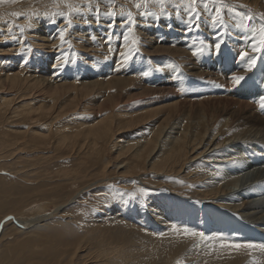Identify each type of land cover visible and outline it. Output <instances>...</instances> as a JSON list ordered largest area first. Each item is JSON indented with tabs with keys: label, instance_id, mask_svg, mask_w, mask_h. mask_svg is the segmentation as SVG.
Wrapping results in <instances>:
<instances>
[{
	"label": "rangeland",
	"instance_id": "rangeland-1",
	"mask_svg": "<svg viewBox=\"0 0 264 264\" xmlns=\"http://www.w3.org/2000/svg\"><path fill=\"white\" fill-rule=\"evenodd\" d=\"M246 1L223 0V3L225 5H231L235 8V12L229 11L228 8L221 9L224 24L227 26L225 28L219 24L214 26L212 23L210 14L215 11V7L212 4H209V9L206 12L203 9V5L200 3V0H197L196 8L200 12L201 17L200 21L198 22L199 27L197 29L196 23H193L192 30L188 31L187 25L189 21L188 11L186 9L188 0H164L163 8H161L158 0H147V2H145V0H29L31 10H33L32 6H34L35 8L42 11L38 12V14H35L33 18H29L30 23L28 22V25L26 24V26H13L14 29L11 27L10 35L12 39L9 35V44H14V47L19 48L18 53L16 52L15 54H13V58H15L17 63L18 61L20 62L18 63L19 67L21 66L20 68H25L27 65L29 66H27V69L29 68L28 70L25 68L26 71L25 69H17L19 68L18 65L17 68L11 67L13 69H17H14L15 72H18V70H20V74H22L23 71V75L29 76V70L35 72L36 70L33 69L36 68L38 69V72L36 71L37 73L35 74L36 76H39V79H34L35 81L44 82L48 77L49 81L50 78H53L52 82L56 84H71L75 82L76 85H78V83L80 85L81 83L87 85L88 82L85 80V77H92L93 80L106 83L107 81L113 78H118L119 76L122 78L124 75L125 77H131L134 79L132 83L135 88L136 86H138V89H140L141 87H147L146 89H148V91H156L154 94L145 95L144 97L140 96L139 98L137 97L128 102L123 101L121 104L116 106L117 108H115V110L113 108V124L120 125L119 123L122 122V124L120 125V127H122L120 130V134L116 136L120 137L121 139H112L110 144L107 145V152L104 155V159L101 160L100 158H98L97 162L96 160H92L94 163H90V166H92L91 169L93 170H90L88 172V176H93L98 171L99 174L91 179H83L82 188L73 190L71 187L67 188L66 194L62 196L63 199L61 198L62 202L60 200H56L55 197H53V200L51 199V197L47 200V198H44L45 196L38 198L37 194L40 193L41 189L43 190V188L42 186H40L41 184L38 181L37 177H39L40 179L41 176L46 175L51 178L56 175V172L67 173L69 171L77 170L80 166V162L85 157L87 150H84L80 153L76 152V155H72L74 151H71V153L67 155V157L64 156L62 158H58L61 156L60 154H58V152L55 151L56 149H52L47 153L40 154L27 153V150H25V152L18 150L19 153H15V150L12 149L14 150L15 154H13L14 156H11L6 161L7 163L5 167L9 168V170L7 171L4 168V171H0V185L2 186H0V209H2L0 211V221L2 220L4 214H7V212L9 213L11 210H15L20 207L21 202L18 203V201H20L21 198L25 199V197H27L29 198V200L25 201V203L23 202L27 207H20L23 208L21 212H23L24 210L22 214L21 212L16 213L15 215H13V217L6 218L8 222L5 218L3 219L5 222L3 220L0 222V232L3 231L5 227L7 228L6 234H9V231H11L12 229L14 230L15 228H18L15 231H20L21 229L20 232H22L25 230L24 232H27L32 237L38 238L45 243L47 242L48 246L51 247L52 250H54V248L55 250L63 249V252H66V255L63 254V256L55 257V261L50 257H48V259L46 260H42L44 259V252L43 250L37 249L38 246L42 247V245L33 243L34 245L32 244V246L34 248L36 247L34 253L38 254L36 256H39L41 260L26 259L28 261L24 262L23 264H68L67 262L69 260V256L74 253L77 244L83 242V240H85L87 250L90 252L112 251L114 252V255L119 254V256H117L116 258L114 257L115 260H113V262L115 264H245L243 260L237 259L238 253L236 251H232L230 249L224 251L223 248L219 247V241L203 242L199 237L185 236L182 232V228L179 226L181 222L183 223V221L187 224L193 225L200 223V228H195L194 226H188L187 228L199 232H204L212 236H215L217 232L233 233L240 231L236 227V225L239 223V219H237V217H239L238 214L235 213L237 217L235 216V214L231 215L228 210L217 207L216 205H214L213 201L205 199L203 194L197 191L201 189L202 185L200 183H197L196 179H201L199 176H203L209 171V167H205L206 163L199 160L195 163L185 164L180 173H169L165 167H163V170L161 172L147 169L145 171L137 172L132 176H128V174L125 173H128L129 170L132 171L133 166L136 163H139L135 161L137 158H140L142 160V153L133 150L131 146H135L136 148H139V151H141L143 149L141 147H143L144 142L142 143L141 141L140 143H138L139 145H133L132 142L135 141L132 140V138L137 137L135 136L136 134H144L145 138L147 136V132L155 127L156 122L159 123L161 120H164L166 118L168 110L165 111V108L172 107L173 104H176L174 106H180L178 107L176 112H174V117L172 119L169 118L168 120L178 118L181 119L182 117L183 121L185 120V124H190L189 121H186V119H189L187 116V112L192 106H190V103H193L192 107H196L197 103L200 102V99L205 101H213L214 99H218V97H220L221 99L224 98L223 103H225L231 98L233 99V101L242 99L239 94L246 97V95L252 96L260 91L264 92V85L260 80L256 81L255 79H251L244 82H242L241 80L239 84H235L233 85V87L225 88L224 86L220 85L218 83V80L214 77L204 76L206 75L204 74V70H202L200 74L199 70L201 69H198L199 60L201 64L205 60L211 63L214 62L213 57L218 54L216 53V49L214 47V44L217 41L216 37L220 33H223V43L221 44L222 48H220L221 51L219 50V52H221L222 56L226 57L228 55V51L225 48L226 45H228V47L232 51V55H230V53L228 55L229 61H227L226 58V70L228 69L230 73L231 71H233V73L237 72L236 76H245L249 72L246 66L247 62L254 54H256L252 51L251 42L249 43L250 48L242 52H246L247 55L241 63L236 58V49H238L240 45L239 43H246V41L248 40L250 29L255 26L254 19L245 20L244 17L247 15H251L253 17L255 12L259 13V11L264 10V6L261 5L263 0H256L255 6H253V2H250L248 0L247 2L250 3H247ZM18 2V0H10L9 2L3 3L1 5H5V8L7 7L8 9H11V7L18 6ZM30 2L33 3L30 4ZM60 2L63 3L61 4ZM70 3H72L73 5H71ZM137 4H140V8L136 7ZM69 7L71 9H69ZM0 11L2 12V9H0ZM129 12H131L133 17L136 19V25L133 28L132 33L130 34L126 33V16ZM165 12L170 14V18L164 15ZM40 13H42L43 15ZM111 13H115L114 18L111 15H107ZM177 13L179 14L177 15ZM45 14L46 16H44ZM48 15H50V17H48ZM37 16L38 19L36 18ZM155 17H159V19H156ZM68 18L72 19L73 26L68 29V33L65 36V41H61L59 39V31L68 27L66 23V20ZM11 19H8V22H10ZM31 19L34 20L32 21ZM43 19L44 22H41L43 21ZM113 19L115 20V24L110 28L109 23ZM53 21L55 22L53 23ZM85 21L88 22L85 23ZM34 25L36 27V30ZM169 25H171V27H169ZM27 26L33 28H28V30H30L26 31L27 28L25 29L24 27ZM33 29L34 32L38 33V35H41L39 39L43 38L44 42L36 43L35 41H33V38L31 39V37L33 36L32 33H34L32 31ZM44 29L46 32L44 31ZM14 30L16 31V34L12 35V32H14ZM4 31L9 32V30ZM22 34L25 36H23ZM125 34L129 35V43L127 44L128 46H125V43L123 41V35ZM6 35L8 34L6 33ZM17 36H19L20 38H18ZM109 36H111V40H109ZM182 39L184 42H186L182 43ZM30 40H32L33 42ZM133 40L137 42L135 47L138 48V52L133 55V58L130 61L124 62L119 53L127 52L128 48H131L133 46L130 43ZM150 41L153 42L151 43ZM236 41H238L239 43ZM43 43H45V46ZM148 43L150 44L148 45ZM39 44L40 47L38 46ZM180 44H183L184 46H181ZM154 46H164L167 48L170 47L172 48V50L181 47V49L186 51V53L180 54L179 56H176L175 53L172 54L169 52H158L153 54L152 52H150L148 54H143L146 52L145 49L147 47V49H149L150 51ZM3 47H5L4 44L1 45V49H3ZM202 47H209L210 51L208 52L205 49V51L197 53V49H200ZM28 48L31 49V51H29ZM190 51L192 53H190ZM205 52H208V54L205 55ZM58 53L60 57L57 55ZM199 54H201V56ZM261 54L264 55V52H261ZM189 55L192 57V59L189 58ZM37 56H39L40 58H38ZM146 56H148V60ZM194 56L197 59L194 58ZM205 56H208L209 60ZM8 58V56H2L0 59H3V62L8 63L9 59H11ZM57 58L60 59L57 60ZM143 59L146 60L144 61ZM54 60L56 64L54 63ZM22 61L23 63L21 64ZM38 61H41V63L44 64H40ZM97 61H99V63H96ZM235 63H238L239 65H235ZM208 65L209 64H207V66ZM137 66L139 68H137ZM153 67H155V70ZM192 67L193 69H191ZM131 69L134 74L129 73ZM103 70L105 71L102 76ZM251 70L256 76L260 73H264V70L260 68V62L256 63V65ZM1 76L5 77L8 75L1 74ZM138 76L140 78L137 79L136 77ZM171 77L172 80H170L169 83V78L171 79ZM206 78L214 82L216 81V84L214 82L211 83L210 81H207ZM184 83L185 85H183ZM229 84L230 83L227 82L225 83V86L227 87ZM174 85H176V88ZM154 87H157V89H154ZM163 87H171L173 90L171 89L170 91L173 93L170 94L169 90H167L166 88L163 89ZM11 91L12 94L9 92L8 96H10L11 98H17V100L21 99L15 105V112H23L25 111L26 107L30 108L31 106V108H35V106L37 107L38 105L42 104L39 103L38 95L30 96L31 93H27L28 95L23 97V94L21 93L22 91ZM135 91L128 98H130L133 94H139V91L141 90L135 89ZM75 92L69 91L66 94L67 96H65L62 101H58L54 108V111H52H57L58 113L62 107L68 105L69 98L77 97L79 100L75 105L69 104L67 109L63 111L61 113V116L54 122V128L52 126V131L57 141L61 140V137H59V134L61 133L57 131L58 129L60 132H62V134H72L71 132L76 131L74 129H72V131L69 128L71 125L75 124L74 120H77L79 122H85L88 118L89 121L100 120V118L104 116V113L103 115L97 113L99 111V105L96 104L95 100L98 99V95L100 94H102V97L104 95L107 96L106 98L110 96L112 97L113 89L109 91L104 90L96 92L80 91L79 94ZM166 94L168 95V97L166 99L162 98L164 97L163 95ZM201 94L210 95V97L207 96L206 98H203V95ZM229 96L231 97L229 98ZM47 98L49 99V101ZM47 98L46 96L45 98H43V102L45 103L44 105L51 104V101L53 100V98L48 95ZM35 101L37 102V104L35 103ZM66 101L68 103H66ZM21 102H23L24 104H21ZM204 104H207V115H209L211 118V116L213 115L212 106L215 105L216 108L218 104L210 102H206ZM158 109H163V111L155 114L151 119H146L141 123L135 125L133 128H126L124 126V123L129 121L130 119H124L125 117H123L124 115L122 113H126L128 111L129 115L134 114L133 118H131L134 119L146 117L147 111L156 112ZM131 111L132 113H130ZM194 111H196V108H194ZM120 113L122 115H120ZM191 117H199V113H196ZM48 118L49 115L45 113L43 121L45 122L46 120H48ZM20 121L21 120H18L16 118L14 121L18 123L17 126H19V129H21V126H24L26 129L33 128V126H31L30 124L29 127L26 124H21ZM182 123L183 122H181L180 124ZM44 128L47 127L45 126L41 129L43 130ZM82 129L89 130L85 126H82ZM194 132L196 133L195 129ZM149 133L150 132H148V134ZM30 137L23 138L20 140V142L24 143L23 146L25 147H30L33 145V149H35L36 151H40V149H37V145H35L33 140H31L34 137H31V139ZM29 140H31L33 144H31ZM102 145L103 143L102 141H100L99 147ZM114 146L116 148H114ZM126 148H130V151H128L129 153L126 152ZM166 152V150H163L161 152L158 151L154 159H152L151 161H147V164H152V162H154L155 160H157V162L164 161L168 156V152ZM122 153H124L123 157L119 161H114L113 158L118 154L121 155ZM37 154L38 156L52 158L51 162L48 165L49 168L51 167L50 169L46 164L43 163L42 167L38 169L36 173H33L35 169L29 166H32L35 163L33 162L34 160H38V158L36 157ZM105 159H110L112 162L110 161L111 163L106 164V162H104L106 161ZM119 163H126L128 164L127 166H130L131 169L128 170L124 168L117 172L116 166ZM105 164L106 167L108 166V168L106 170H103ZM188 173L191 174V176L196 177L193 179L195 180L193 189H186L187 185H185V187H183L182 185L181 180L184 178V175ZM8 176H10L11 178ZM13 177L15 179L19 178L22 183H19V185L13 183ZM208 177L210 178L211 176L209 175ZM206 178L207 177L202 178L201 180L204 182L208 181ZM175 180H178L180 185L175 186ZM10 182H12V187ZM86 182H89L87 186L88 188H83ZM38 187H41L40 190ZM14 190H16V192ZM20 191L25 192L26 195L24 193L22 194V192ZM2 194L5 196H3ZM6 194L8 195V197L6 196ZM33 195H35V197ZM4 197H7V200H4ZM9 199H12L13 202ZM32 203L33 205H30ZM223 203L224 202H221L219 205ZM2 205H4V207H1ZM16 205H18V207ZM152 206L155 208V211L157 213L156 217L160 216L161 219L153 218ZM156 206L157 208H159L157 209ZM115 210L118 211V213L120 211L118 215L121 216L124 222L121 221L118 216L114 217L116 213ZM33 211H36L37 213ZM43 211L45 212V215L42 213ZM125 211L127 215H125ZM133 214H136L137 217L144 215L143 217L153 220L154 227L156 226V222H160V225L162 222L166 223L164 228L165 231H162L160 234H156L152 229H150L151 227L149 229H142L144 228V224L140 223L141 219L138 220L139 223H135L134 221H132V218H135ZM107 215L109 217L108 221L110 222L104 221ZM25 218V221L28 220L31 222V227H29L28 229L27 227H21L16 221L17 219L23 220ZM173 218L176 219L172 220ZM167 219L171 220L168 221ZM165 220H167L168 222H165ZM41 223H43V225H41ZM173 225L177 226V228L181 230H173ZM24 235L25 234L12 237L15 240H18L17 237H19V239L22 237L23 239ZM12 237L11 235H5L3 237L0 242V251H3L6 246H9L14 242ZM250 252L254 254V252L256 251L250 250ZM7 257L9 259H12V255L10 253H8ZM261 264H264V260L261 261Z\"/></svg>",
	"mask_w": 264,
	"mask_h": 264
},
{
	"label": "bare ground",
	"instance_id": "bare-ground-1",
	"mask_svg": "<svg viewBox=\"0 0 264 264\" xmlns=\"http://www.w3.org/2000/svg\"><path fill=\"white\" fill-rule=\"evenodd\" d=\"M18 1H19L18 6H15V7L9 6V7H11V9H8L7 7L5 8V5L0 4V9H2V12L0 11V56L1 57L2 56L3 57L8 56L9 58H11V59L8 58L10 61V63L8 61L9 64L7 62H3L4 58L2 60L0 59L1 60L0 61V171H4L5 169L7 171L9 170V168H5L6 163H7L6 161L11 156H14L13 154L19 153L18 150H20L22 152L23 151L25 152V150H27L28 151L27 153H38V154H40V153H47V152L51 151L52 149L53 150L56 149L55 151L58 152V154H60V156H61L58 158H62L64 156L67 157V155H69L71 153V151H74V153L72 155H76V152L80 153V152H83L84 150H87L85 157L80 162V166L78 167L77 170L69 171L67 173L56 172V175L54 177H51V178H49L46 175L41 176L40 179H39V177H37L38 181L41 184L40 186H42V188L44 190L43 191L41 189L42 193L40 191V193L37 194L38 198L45 196L44 198H47V200L50 197L53 200V197H55L56 200H60L62 202L61 198L63 199L62 196L64 194H66L67 188L71 187L72 190L82 188L83 179H86V180L91 179V178H93L99 174V171H98L93 176L92 175L88 176V172L90 170H93V169H91L92 166H90V163L91 162L94 163L92 160H96V162H97L98 158H100L101 160L104 159V155L107 152V145L110 144L112 139H114V138H115V140L121 139L120 137H116V136L118 134H120V130L122 128V127H120V125L122 124V122L119 123L120 125L113 124V121H112V118L114 116V113L112 111L113 108L115 110V108H117L116 106L121 104L123 101L128 102V101L133 100L137 97L139 98L140 96L144 97L145 95L154 94L156 90L152 91L150 89L151 91H148V89H146L147 87L146 88L141 87L140 89H138V86H136V85H135L136 86V88H135L133 86V83H132L134 81V79L131 77H125L124 75L122 78L119 76L120 78L119 77L113 78V79L107 81L106 83L93 80L92 77H88V78L85 77L86 78L85 80L88 82L87 85H84L82 83H81V85L79 83H78V85H76L74 81H73L74 83H71V84H60V83L56 84V83L52 82L53 78H50V81H49L48 77H47V80L44 82L35 81L34 79H37V80L39 79V76H36V74H35L38 72L37 71L38 69H36V68H34L33 70H36L37 72L36 71L33 72V71L29 70V73H30L29 76L23 75V73H24L23 71H22V74H20L21 73V72H19L20 70H18V72H15V70H17V69H23V70L25 68L27 69L28 65L26 67L24 66L25 68H23V67L20 68L21 66L19 67V64H18L20 62L18 61V63H17L15 58H13V54H15L16 52L18 53L19 48L14 47L13 46L14 44H9L8 40L11 37V35H10L11 34L10 33L11 27L13 28V26H20V25L26 26V24L28 25L29 18H31V17L33 18L35 16V14H38V12L42 11L40 9L35 8L34 6H32L33 10H31L30 9L31 7L29 5V0H26V1L25 0H18ZM244 1H246V0H244ZM249 1L253 2V4H254L253 6H255L256 0H249ZM250 2H247V3H250ZM32 3L33 2H30V4H32ZM60 3L62 4L63 2H60ZM70 4L73 5L72 3H70ZM261 5L264 6V0H263ZM256 7H258V6H256ZM258 8H260V7H258ZM69 9H71V8L69 7ZM68 13H70V12H68ZM263 13H264V10L259 11V13L258 12L254 13L253 18H254L255 26L259 23V17ZM40 14H42V13H40ZM38 16L36 17L37 19H38ZM44 16H46V14ZM48 17H50V15H48ZM67 17H68V15H67ZM8 19H11L10 22H8ZM52 19H53V17H52ZM13 21H14V23H13ZM37 22H36V24H37ZM41 22H44V19ZM34 27H35V25H34ZM3 28L6 31L9 30V32H5L3 30ZM15 28H17V27H15ZM24 28L25 29L27 28L26 29V31H27L28 28H30V27L27 26ZM32 28H30V29H32ZM35 30H36V27H35ZM206 30H208V29H206ZM32 31L34 32V29ZM44 31H45V29H44ZM6 33L8 35H6ZM15 34H16V31L14 30V32H12V35H15ZM9 35H10V37H9ZM32 35L33 36L31 37V39L33 38L34 39L33 41H35L36 43L44 42L43 38L39 39V37L41 35H38V33L34 32V33H32ZM23 36H25V35H23ZM17 37L20 38L19 36H17ZM15 38H16V36H15ZM11 39H12V37H11ZM30 41H32V40H30ZM19 42H20V40H19ZM185 42L182 39V43H185ZM236 42H238V41H236ZM250 42H251L250 32L248 34V40L246 41L245 44L238 42L240 45H239L238 49H236V58L238 59V61L240 63L242 62V60L240 59L241 53L244 50H248L250 48V45H249ZM3 44L5 45V47H3V49H1V45H3ZM43 44L45 46V43H43ZM122 44H123V42H122ZM149 44L150 43H148V45ZM225 44H227V43H225ZM180 45L182 46L183 44H180ZM22 46H23V44H22ZM38 46L40 47V44ZM188 46H190V45H188ZM147 48L145 49L146 52L143 54H148L150 52H152V54L158 53V52H169L172 54L175 53L176 56H179L180 54L186 53V51L182 50L181 47L180 48L178 47L177 49L172 50V48H170V47L167 48L164 46H159V47L154 46V47H152V50H150V51ZM220 48H222V46ZM225 48L228 51V55H229V53H230V55H232V51L228 47V45H226ZM142 49H140V50H142ZM205 49L208 52L210 51L209 47L208 48L206 47ZM208 52L207 53L205 52L206 53L205 55H207ZM43 53H47V52H43ZM190 53H192V52L190 51ZM216 53H217V51H216ZM57 55L59 56V53ZM199 55L201 56V54H199ZM228 55L226 57H224L221 55V52H218V54L213 57L214 62H212V63L207 62V60H205L204 61L205 63L202 62V64H201V62L199 60L198 69H201V70H199L200 74H201L202 70H204V72H205L204 74H206L204 76L214 77L215 79L218 80V83L220 85L224 86L225 88L233 87V85H235V84L232 81V77L234 75H236L237 72L233 73V71H231V73H230L228 71V69L226 70V58H227V61H229ZM26 56H25V58H26ZM39 56H37V57L40 58ZM253 56L258 57L256 63L260 62V68L262 70H264V55L261 53H256ZM147 57L148 56H146V58ZM205 57H207L209 60L208 56H205ZM189 58L192 59V57L190 55H189ZM194 58H196V57L194 56ZM58 59H60V58H57V60ZM191 59H190V61H191ZM147 60H148V58H147ZM176 60H177V58H176ZM192 61H194V60H192ZM186 62H187V60H186ZM22 63H23V61L21 62V64ZM39 63L44 64V63H41V61ZM54 63H55V60H54ZM96 63H99V61H97ZM185 64H187V63H185ZM207 64H209L208 65L209 67L207 66ZM17 65L19 68H17ZM235 65H239V64L235 63ZM138 66H137V68H139ZM11 67H16L17 69L14 68L15 69L14 70ZM31 67H30V69H31ZM153 68L155 70V67H153ZM196 68H194V69H196ZM26 69H25V71H26ZM191 69H193V67ZM104 71L105 70H103V72H102V76H103ZM111 72H113V71H111ZM143 72H145V71H143ZM129 73L130 74L133 73L132 69L130 70ZM1 74H6L8 76L4 77V76H1ZM139 75H142V74H139ZM145 76H147V75H145ZM168 77H170V76H168ZM243 77H244V79L242 80V82L249 81L251 79H255L256 81L260 80L262 82V84L264 85V73H260L256 76L252 70H249V72ZM74 78H75V75H74ZM136 78L138 79L140 77L138 76ZM170 80H172V77H171V79L169 78V83H170ZM207 81H210L211 83L214 82V81L208 80V79H207ZM203 82H205V81H203ZM227 82L230 84L226 87L225 83H227ZM214 83L216 84V81ZM157 84H158V81H157ZM157 84H155V85H157ZM183 85H185V83ZM174 86L176 88V85H174ZM171 87H163V89L166 88L167 90H169V93L172 94L173 92L170 91L172 89ZM111 89H113L112 97L109 95L110 97L106 98L107 96L104 95L102 97V94H100V95H98V99L95 100L96 104L99 105L98 106L99 111L97 113L98 114L100 113L101 115H103V113H104V116H102L100 118V120H90L89 121V118L85 122H79L77 120H74L75 124L71 125L69 128H70V130L74 129L77 132L75 131L76 132L75 133L72 130L74 132V133L71 132L72 134H69V133H63L62 134V132H60L58 129L57 131L59 133H61V134H59V137H61V140L57 141L55 139L53 131H52V126L54 125V122L61 116V113L67 109L69 104L75 105L79 101L77 97L69 98L68 99L69 103L66 101V103H68V105H66L65 107H62L58 113H57V111L52 112V111H54V108H55L56 104L58 103V101L59 100L62 101L63 98L65 96H67L66 94L69 91H74V92L76 91L75 93L79 94L80 91H95L96 92V91H104V90L109 91ZM135 89L141 90V91H139V94H133L130 98H128L135 91ZM154 89H157V87H154ZM11 90H19V92L22 91L21 93L23 94V97L27 96L28 95L27 93H31L30 96H34V95L37 96L38 95L39 96V103H42V104L38 105L37 107L34 105L35 108L34 107L31 108V106H30V108L26 107L25 111H23V112H15L14 111L15 105L21 99L19 98L20 100H17V98H11L10 96H8L9 92L10 93L12 92ZM38 90H41V91H38ZM167 90H166V92H167ZM47 95L52 97L53 100L51 101V104L44 105L45 103L43 102V98H45V96L47 98ZM201 95H203V98H206L207 96L210 97V95H206V94H201ZM30 96H29V98H30ZM163 96L164 97H162V98H165V99L168 97L167 94L163 95ZM239 96L242 99H239L237 101H233L232 98L230 100H228L231 97V96H229V98L227 99L228 101L225 102L226 104L223 103L224 102L223 97H222L223 99L218 97V99H214L213 101L212 100L209 101L207 99H206L207 101H205V100L200 99V102L197 101L198 103H197L196 107H192L193 103H190V106L191 105L192 106L189 108V111L187 112L188 113L187 116L189 119H186V121H189L190 124H185L184 123L185 120L183 121L182 117H181V119L178 118V119L168 120L169 118L172 119L174 117V115H173L174 112H176V110L180 106H174L176 104H173L172 107L165 108V111L168 110L166 118L164 120H161L159 123L156 122L155 127L153 129H151L150 131H148V132H150L149 134L147 132V136L145 138H144V136H145L144 134H136L135 136H137V137L132 138V140L135 141V142H132L133 145H136V144L140 143L141 141H142V143L144 142L143 147H141V148H143L141 151H139V148H136L135 146H131V148L133 150L142 153V156H141L142 160L140 158H137L135 160L136 162H139L140 164L136 163L133 166L132 171H130L129 169H131V168H130V166H127L128 164L119 163L116 166V168H117L116 170H117V172H119L121 169L126 168L129 170L128 173H125V174H128V176H132L137 172L145 171L147 169L148 170H155L156 172H161L163 170V167H165L169 173H180L181 169L183 168V166L185 164L195 163V162L201 160L202 162L206 163L205 167H209L208 168L209 171L205 175L199 176V177L201 179L207 177L206 179L208 181L204 182L201 179H199V180L196 179V182L200 183L202 185L201 189L197 190V191H199L201 194H203L205 199L213 201L214 205H216L217 207L224 208V209L228 210L231 215H233L235 213L239 215V217H237L235 214L237 219H239V223L236 225V227L240 230L239 232H233V233H228V232L218 233L217 232L215 234V236L216 235H222L223 237H225L231 241L239 242V243H244V242L264 243V108H261V106H260V100L262 98H264V92L260 91L258 93H255L252 96L246 95V97H244L240 94H239ZM200 97H202V96H200ZM103 98H105V99H103ZM40 99H42V100H40ZM155 100H153V101H155ZM48 101H49V99H48ZM160 102H162V101H160ZM206 102L218 104L216 108H215V105L213 104L214 105V106H212L213 115L211 116V118L209 115H207V104H204ZM22 103L23 102H21V104ZM35 103L37 104L36 101H35ZM150 107H151V105H150ZM150 107H149V109H150ZM194 108H196V111H194ZM145 110H148V109H145ZM123 111H125V110H123ZM160 111H163V109H161V110L158 109L156 112L147 111L146 117L134 118V119H131V118H133L134 114L129 115L128 111H127L128 113L124 112V113H122L124 115L123 117H125L124 119H127V120L130 119L129 121L124 123V126L126 128H133L135 125L141 123L142 121H144L146 119H151L155 114L160 113ZM45 113H47L49 115V118H48V120H46L44 122L43 120H44V114ZM130 113H132V111ZM196 113H199V117H195V118L191 117L192 115H194ZM122 114L120 113V115H122ZM126 117H129V118H126ZM15 118L18 120H21L20 121L21 124H23V125L26 124V125H28V127L31 125V126H33V128L32 129H30V128L26 129L24 126L23 127L21 126L22 130L19 129V126H17L18 123L14 122ZM181 122H183V123L180 124ZM45 123H47V124H45ZM45 126L47 128H44L42 130L41 128L45 127ZM82 126L87 127L89 130L82 129ZM53 128H54V126H53ZM194 129L196 130V133L194 132ZM67 130H69V129H67ZM66 132H68V131H66ZM138 135H139V137H138ZM30 136L34 137V138L31 139ZM27 137L28 138L30 137V139L33 140L35 145H37L36 146L37 149H40V151H36L35 149H33L32 148L33 145L30 147L23 146L24 143L20 142V140L23 138H27ZM31 140H29V142L31 144H33V142ZM100 141H102L103 145L99 147ZM166 143H168V144H166ZM114 148H116V147L114 146ZM12 149L15 150V153H14V150H12ZM163 150H166L168 152V153L166 152L168 156L166 157V159L164 161H161V162L159 161L160 162L159 163V162H157V160H155L154 162H152V164H147V161H151L152 159H154V157L156 156L158 151L161 152ZM128 151H130V148H126V152H128ZM38 154L36 156L38 158V160H36V161L34 160L33 162H35V163L32 166L31 165L29 166V167L35 169V171H33V173H36L37 170L42 167L43 163L46 164L48 167L49 163L52 160V158H50V157L38 156ZM118 155H116L113 158L114 161H119L123 157L124 153H122L119 156ZM32 159H34V158H32ZM110 161H111L110 159H107L104 162H106V164H107V163L112 162V161L111 162ZM106 164H105L103 170H106L108 168V166L106 167ZM95 167H97V166H95ZM241 172H244V173H241ZM209 175L211 176L210 178L208 177ZM8 177H10V176H8ZM194 178H196V177L191 176V174H189V173L185 174L184 178L181 180L183 187H185V185H187L186 189L187 188L193 189V186L195 183V180H193ZM13 179H14L13 183H15L17 185H19V183H22L21 180H19V178L15 179L13 177ZM42 182H43V184H42ZM11 183L12 182H10V184ZM0 184H1V181H0ZM25 184H26V182H25ZM88 184H89V182H86V184L83 186V188H86L88 186ZM174 184H175V186L180 185L178 180H175ZM11 187H12V184H11ZM38 188L40 190L41 187H38ZM13 189H15V188H13ZM16 190H19V189H16ZM16 190H14V191L16 192ZM20 192H22V191H20ZM23 193L25 194V192H22V194ZM0 194H1V191H0ZM13 195H14V193H13ZM159 195H161V194H159ZM3 196H5V195H3ZM6 196L8 197L7 194H6ZM33 196L35 197V195H33ZM7 197L6 198L4 197L5 198L4 200H7ZM26 198L27 197H25V199L21 198V200L18 201V203L21 202L20 207H23V206H24L23 208L27 207L26 204H24V203H25V201H28L29 198H27V199ZM35 201H36V198H35ZM12 202H13V200H12ZM43 202H44V200H43ZM221 202H224V203L219 205ZM38 204H39V201H38ZM43 204H46V203H43ZM155 204H157V203H155ZM30 205H33V203ZM16 206L18 207V205H16ZM1 207H4V205H2ZM20 207L18 208L19 210L18 209L11 210L9 213L7 212V214H4L2 220L4 218L6 219V218L13 217V215H15L16 213H20L21 210L23 209ZM152 208L154 211V212L152 211L153 218L161 219L160 216L156 217L157 213L155 211V208L153 206H152ZM156 208H157V206H156ZM7 209H9V208H7ZM1 210L2 209H0V211ZM27 210H28V208H27ZM87 210H88V208H87ZM7 211H9V210H7ZM38 211H39V209H38ZM44 211L42 212L43 214L45 213ZM23 212H24V210H23ZM23 212H21V214ZM33 212H36V211H33ZM119 213H120V211H119ZM119 213H118V211H116L114 217L118 216L120 218V220L123 221L121 216L118 215ZM121 214H122V212H121ZM125 215H127L126 211H125ZM133 215L135 218H132V221H134L135 223H139L138 220L141 219L140 223L144 224V226H143L144 228H142V229H149L151 227L150 229H152L154 231V233H156V234H160L162 231H165L164 228H165L166 223L162 222L160 225V222H156V226H155L156 228H155L153 220H150L146 217H143L144 215L143 216L141 215L139 217H137L136 214H133ZM175 219L176 218H173L172 220H175ZM25 220H26V218L23 220L17 219L16 221H17V223H19V225L21 227H27V229H28L29 227H31L30 226L31 222L28 220L27 221H25ZM108 220H109V217L107 215L105 217L104 221L110 222ZM167 220L169 221L171 219H167ZM167 220H165V222ZM7 222H8V220H7ZM40 222H42V221H40ZM129 223H131V222H129ZM126 224H128V223H126ZM221 224H223V223H221ZM41 225H43V223H41ZM128 225H130V224H128ZM179 226L181 228L188 227V226H191V227L194 226L195 228H200L201 224L197 223V224L193 225V224H187L183 221V223L181 222V224ZM48 227H50V226H48ZM160 228H162V229H160ZM168 228H169V226H168ZM16 229H18V228H15L14 230L12 229L11 231H9V234H6L7 228L5 227V229L3 231H1L2 233L0 232V242L5 235H7V236L11 235V237L12 236L15 237L16 235L20 236L22 234H25L23 239H22V237L20 239H19V237H17L18 240H15L12 237L14 242L11 245H9V243H8L9 246H6V248H4L3 251L2 250L0 251V264H23L24 262H27L30 259L41 260L39 256H36L38 254L34 253V250L36 249V247L34 248L32 246L33 243L42 245V247H40V246L37 247L38 250H43V252H44V254H43L44 259H42V260H46V259H48V257H50L52 260H54L55 257L63 256V254L66 255V252H63V249L62 250H55V248H54V250H52V248L48 246L47 242L45 243L38 238L32 237L27 232H24L25 230L20 232L21 231L20 228H19L20 231H15ZM7 238H9V237H7ZM219 244H220V242H218V245ZM56 249H57V247H56ZM229 249L230 248H223L224 251H227ZM230 250L236 251L238 253L237 259L243 260L245 264H261V261L264 260V251H261L259 248L251 249V250L256 251V252H254V254L252 252H250V250H248V249H240V250L230 249ZM39 252H41V251H39ZM8 253H10L12 255V259H9L7 257ZM117 256H119V254L114 255V252H112V251H110V252H108V251L90 252L87 250V245H86L85 240H83V242L77 244L74 253L69 256V260L67 263L68 264H115L113 262V260H115L114 257L116 258ZM26 259H28V260H26ZM126 259H127V257H126ZM121 260H123V259H121Z\"/></svg>",
	"mask_w": 264,
	"mask_h": 264
},
{
	"label": "snow or ice",
	"instance_id": "snow-or-ice-1",
	"mask_svg": "<svg viewBox=\"0 0 264 264\" xmlns=\"http://www.w3.org/2000/svg\"><path fill=\"white\" fill-rule=\"evenodd\" d=\"M9 2V0H0V4ZM145 2H147V0H145ZM158 2L161 5V8H163V4H164V0H158ZM200 3L203 5V9L207 12L209 9V4H212L215 7V11L212 12L210 14V18L212 20L213 25H221L223 27H227L224 24V19L221 13V9L223 8H228L229 11L235 12V8L231 5H225L223 3V0H200ZM196 4H197V0H188V3L186 4V9L188 11V25H187V30L191 31L192 30V24L196 23L197 28L199 27L198 22L200 21V12L197 10L196 8ZM137 8H140V4L136 5ZM179 13H177L178 15ZM107 15H111L113 18L115 17V13H111V14H107ZM143 15V13H142ZM155 15V14H152ZM165 16H168L170 18V14L165 12L164 13ZM156 19H159V17H155ZM245 20H252L254 19L251 15H247L244 17ZM55 21H53L54 23ZM88 21H85V23H87ZM67 23V28L61 29L59 31V39L61 41H65V36L68 33V29L71 28L73 26L72 24V19L68 18L66 20ZM115 24V20L113 19L110 23H109V27H113ZM126 24H127V28H126V33L130 34L133 31V28L136 25V19L133 17L132 13L129 12L127 13L126 16ZM169 27H171V25H169ZM125 34L123 35V41L125 43V46H127V44L129 43V35ZM223 33H220L216 39L217 42L215 43L214 47L217 51V53L220 50L221 44L223 43ZM119 39V38H118ZM250 39H251V48L252 51L254 53H261L264 52V14H261L259 17V23L252 27L250 29ZM109 40H111V36H109ZM132 43V47L128 48L127 52H120V56L122 57L124 62L130 61L133 58V55H135L138 52V48L135 47L136 45V41H131ZM29 51H31V49H29ZM205 51V48H200L197 49V52H203ZM247 55V53H242L240 56L241 60L245 59V56ZM257 58L256 56H253L249 59V61L247 62V68L248 70H251L257 62ZM244 77L243 76H236L234 75L232 77V81L234 84H239L241 80H243ZM260 106L261 108H264V98H262L260 100ZM143 191V190H142ZM173 230L175 231H180L181 229L177 228V226H173ZM182 232L185 236H190V237H199L201 241L203 242H209V241H219L220 244L219 246L221 248H230V249H235V250H240V249H256L259 248L261 251H264V243H255V242H244V243H239V242H234L231 241L225 237H223L222 235H216V236H212V235H208L204 232H199L193 229H189L187 227H183L182 228Z\"/></svg>",
	"mask_w": 264,
	"mask_h": 264
}]
</instances>
